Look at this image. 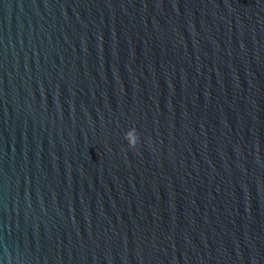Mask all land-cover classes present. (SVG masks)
I'll return each instance as SVG.
<instances>
[{
    "label": "water",
    "instance_id": "water-1",
    "mask_svg": "<svg viewBox=\"0 0 264 264\" xmlns=\"http://www.w3.org/2000/svg\"><path fill=\"white\" fill-rule=\"evenodd\" d=\"M0 264H264V0H0Z\"/></svg>",
    "mask_w": 264,
    "mask_h": 264
},
{
    "label": "clouds",
    "instance_id": "clouds-1",
    "mask_svg": "<svg viewBox=\"0 0 264 264\" xmlns=\"http://www.w3.org/2000/svg\"><path fill=\"white\" fill-rule=\"evenodd\" d=\"M128 137L126 136V139H127ZM129 145L130 146H132V147H135V145H136V141L134 140V139H129Z\"/></svg>",
    "mask_w": 264,
    "mask_h": 264
}]
</instances>
